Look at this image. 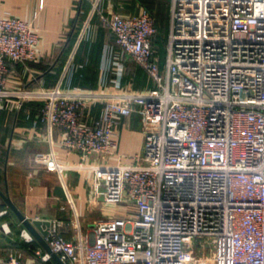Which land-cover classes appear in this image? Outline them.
Wrapping results in <instances>:
<instances>
[{
  "label": "built area",
  "instance_id": "2783aa9c",
  "mask_svg": "<svg viewBox=\"0 0 264 264\" xmlns=\"http://www.w3.org/2000/svg\"><path fill=\"white\" fill-rule=\"evenodd\" d=\"M95 13L115 45L106 47L108 63L91 90L70 79L63 86L73 54L52 86L9 88L8 62L36 58L38 38L31 21L0 16V102L40 99L31 126L43 127L51 148L57 141L80 153L69 167L91 172L92 199L101 192L102 200L128 206L84 232L74 209L69 238L61 218L49 219L52 251L65 264H264V0H169L163 60L146 6L122 14L92 0L76 44ZM125 56L153 86H124ZM93 102L101 104L97 116ZM134 112L150 126L159 121L160 131H145L142 150L123 163L114 151L116 127ZM112 154L118 159L107 161ZM51 162L63 176L68 166L52 151ZM7 211L0 208V215ZM1 227L10 231L6 221ZM21 234L34 238L26 227ZM197 237L210 245L209 255H194L189 246ZM40 256L52 258L47 250ZM1 264L24 263L12 250Z\"/></svg>",
  "mask_w": 264,
  "mask_h": 264
},
{
  "label": "crops",
  "instance_id": "0c3cea01",
  "mask_svg": "<svg viewBox=\"0 0 264 264\" xmlns=\"http://www.w3.org/2000/svg\"><path fill=\"white\" fill-rule=\"evenodd\" d=\"M91 2L92 0H0V16L11 14L31 21L38 38L36 58L26 62H8L6 84L9 88L52 86L65 69L71 54H73L71 69L70 66L67 69L63 86H66L70 79V85H77L87 90L99 88L101 64L108 63L107 59L104 60L105 49L107 46H114L115 41L110 30L100 24L99 13H95L90 18L88 30L77 49L79 31L77 32L76 28L78 24L81 27L88 17ZM120 2L126 5L119 6ZM140 6L139 0L101 1L102 9H112L122 14L137 12ZM107 74L111 75V72ZM122 83L136 90L153 86L152 78L135 63L125 69ZM19 101L20 105H18ZM40 103L41 100L38 98L20 99L14 96L0 102L2 132L6 129L8 114L12 113L8 135L4 141L7 158L5 157L3 177L5 174L11 199L26 216L61 218L63 234L69 238L73 234L71 220L74 209L81 220L86 206L91 221L100 217L119 215L121 212L106 208V205L104 206L108 203L106 201L103 202L99 198L92 199L91 172L88 169L69 167L81 161L78 151L67 152L57 141L53 142L51 148L43 127L31 126V118L37 112ZM100 105V102H93L92 116H97ZM28 110L30 117L26 116ZM134 124L135 117L132 113L122 117L116 127L118 135L114 151L121 154L119 160L123 163L130 162V156L140 151L139 139L142 132L134 128ZM26 145L35 147L34 155L31 157L43 159L48 155L51 158L52 151L58 162L68 166L63 172V180L59 181L56 174L45 166L47 164L38 160L35 162L39 165L28 171L29 174L25 173L19 178L20 169L17 168L21 161L17 162L14 156L16 149ZM27 154L28 152L25 151L23 160ZM117 159V154L106 157L109 162H115ZM93 161V156L85 160L86 163ZM12 164L16 166L14 169L11 168ZM57 183L65 187L67 199H62L53 193V187ZM4 185L3 178V185L0 183V187L4 189ZM2 200L0 196V208L7 207L8 211L0 215V264L12 250H18L21 253L24 264H57L53 258L48 260L41 258V252L46 249L38 240L24 239L21 229L25 226L7 204L2 205ZM3 221L7 222L10 231L6 232L2 229Z\"/></svg>",
  "mask_w": 264,
  "mask_h": 264
},
{
  "label": "rangeland",
  "instance_id": "374dc122",
  "mask_svg": "<svg viewBox=\"0 0 264 264\" xmlns=\"http://www.w3.org/2000/svg\"><path fill=\"white\" fill-rule=\"evenodd\" d=\"M103 0H100V2ZM141 6H146L156 17L158 21V32L157 35L155 36L154 40V46L159 50L158 56L161 60L165 58V35H167L168 28H169V5H168V0H139ZM120 5H126L124 2H120L118 4ZM126 61L130 66L134 63L128 56H125ZM135 117V124L133 125L134 128H136L139 132H142V136L139 139V144L141 145L139 150H142L143 147V137H144V132L147 130H151L154 132H159L160 131V123L159 121L154 122L152 126H150V122L148 120H142L140 115L136 112L133 113ZM7 126L6 129L2 132L0 128V183L3 185V171H4V166H5V157H6V150H5V140L8 135V129L11 124V119H12V113L8 114L7 118ZM2 127V126H1ZM31 145V144H29ZM26 145L20 149H16V153L14 156V159L17 160V162L21 161V165H18V170L20 169L19 172V178L20 176L24 175L25 173H30L32 168L35 166L39 165L37 162L40 161L45 165L47 168H50L51 171H53L56 174V177L59 179V181L63 180V176H60L57 171L53 168L51 158L47 155L43 159H37L36 156L31 157V155H34V150L35 147ZM23 150V152H22ZM28 152L26 155L25 159L23 160L24 153ZM139 151V152H140ZM30 154V155H29ZM36 161V162H35ZM16 166L12 164V169H14ZM64 172V171H63ZM32 173V172H31ZM58 175V176H57ZM104 186H101V189H103ZM98 198L102 200V193H98ZM103 202H105L103 200ZM106 205V206H105ZM104 206L106 208H112L113 210L115 209L117 212H123L127 206L126 202H108L105 203ZM82 218L80 220L81 222V227L82 231H86L88 227H90L92 221L89 219V210L85 206L82 212ZM193 247L195 249L194 255H209L210 254V245L203 239V238H196L194 242L189 246Z\"/></svg>",
  "mask_w": 264,
  "mask_h": 264
},
{
  "label": "water",
  "instance_id": "95a60500",
  "mask_svg": "<svg viewBox=\"0 0 264 264\" xmlns=\"http://www.w3.org/2000/svg\"><path fill=\"white\" fill-rule=\"evenodd\" d=\"M7 158V157H6ZM4 189L0 187V196L5 201V203L10 207V209L16 214V216L20 219L22 224L26 227V229L33 235V237L38 240V242L51 253L53 260L57 264H65V262L59 257V255L52 251L50 245L48 244L45 235L48 233V228L50 225V220L47 218H29L22 212V210L14 203L11 199L10 194L8 192V185L6 180V175L4 174ZM53 193L62 199H67V193L65 191V187L61 183H57L53 187Z\"/></svg>",
  "mask_w": 264,
  "mask_h": 264
},
{
  "label": "trees",
  "instance_id": "16d2710c",
  "mask_svg": "<svg viewBox=\"0 0 264 264\" xmlns=\"http://www.w3.org/2000/svg\"><path fill=\"white\" fill-rule=\"evenodd\" d=\"M169 1V0H168ZM152 13V12H151ZM153 14V13H152ZM154 15V14H153ZM154 18H155V22H156V25H157V28L159 27L158 26V21H157V19H156V17L154 16ZM79 29H80V25L78 24V26H77V28H76V30H77V32L79 31ZM157 32H158V30H157ZM157 32L154 34V36H153V43H154V40H155V36L157 35ZM81 42H82V39L80 40V42H79V44H78V46H77V49L79 48V46H80V44H81ZM164 42H165V39H164ZM124 62H125V66H126V69H127V67L129 66V64H128V62L126 61V59L124 58ZM3 202H2V205L3 204H6L5 203V201L4 200H2Z\"/></svg>",
  "mask_w": 264,
  "mask_h": 264
},
{
  "label": "bare ground",
  "instance_id": "6f19581e",
  "mask_svg": "<svg viewBox=\"0 0 264 264\" xmlns=\"http://www.w3.org/2000/svg\"><path fill=\"white\" fill-rule=\"evenodd\" d=\"M65 191H66V189H65ZM66 193H67V191H66ZM205 262H202L201 264H208V262H207V260H204Z\"/></svg>",
  "mask_w": 264,
  "mask_h": 264
}]
</instances>
